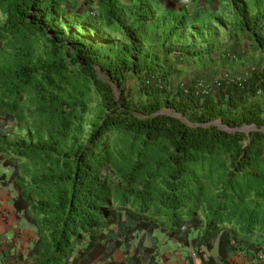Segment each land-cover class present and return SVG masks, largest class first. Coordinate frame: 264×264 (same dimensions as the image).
I'll use <instances>...</instances> for the list:
<instances>
[{
    "label": "trees",
    "instance_id": "1",
    "mask_svg": "<svg viewBox=\"0 0 264 264\" xmlns=\"http://www.w3.org/2000/svg\"><path fill=\"white\" fill-rule=\"evenodd\" d=\"M96 1L117 15L111 0ZM61 4L0 0V183L12 185L15 211L37 229L30 264H96L99 253L105 260L157 229L200 259L215 249L225 263L239 250L264 252V106L253 99L264 97V67L244 79L222 75L218 93L199 94L196 80L169 91L174 69L148 63L133 37L111 57L52 32ZM132 12L133 36L153 32L148 3ZM263 18L242 20L259 46ZM144 68L156 80L145 87L149 102L135 104L126 73ZM164 106L182 115L160 113ZM24 122L35 132L11 137Z\"/></svg>",
    "mask_w": 264,
    "mask_h": 264
},
{
    "label": "rangeland",
    "instance_id": "2",
    "mask_svg": "<svg viewBox=\"0 0 264 264\" xmlns=\"http://www.w3.org/2000/svg\"><path fill=\"white\" fill-rule=\"evenodd\" d=\"M111 1L116 7L117 15L109 17L96 0H62L57 13L59 20L51 31L65 35L75 34L89 39L102 48V55L108 54L111 57H114L116 52L133 37L143 51L150 53V60H146L148 63L157 66L162 72L174 69L166 87L169 91L179 86L187 88L196 80L199 94L206 93L207 89H213L214 93H218L217 80L224 73L220 72L223 65L228 64L232 67L231 77L244 79L250 77L261 59L257 51L260 50L259 45L252 43L253 35L242 20L250 19L255 15H264V0ZM143 3H148L151 10L150 18L147 19V31L153 32L133 36L131 31L139 27L140 22L139 14H134L132 11ZM4 22L5 17L0 11V25ZM180 25L182 28H178ZM263 30L264 18L254 28V31ZM156 31L163 32L156 34ZM169 31H177L173 39L167 38ZM170 47H186L195 53L171 51ZM262 48H264V41L260 51H264ZM139 59L142 60V58ZM147 73L146 68L139 73L134 71L126 73L128 93L135 104L149 102L151 92L146 95L145 87L151 83L154 84L156 78L150 83L145 78ZM253 99L264 106V97L257 95L253 96ZM159 112L174 116L182 115L165 106ZM217 118L216 123L221 124L220 117ZM247 127L250 126H246L245 130L251 129ZM31 132H35L32 123L24 122L17 124L14 132L9 135L18 138ZM0 166H3L2 163ZM8 186L12 188V185ZM136 237L130 245L112 250L105 260H101L103 253H99L97 258L100 260L96 264H108L111 261L110 258L118 257V255H120L119 261L154 264L157 255L163 252L164 241L170 238L161 229L147 233L140 232ZM139 243L147 249H138ZM135 252L137 256L133 258ZM209 252L205 254V258L208 257ZM26 261L29 264L28 258Z\"/></svg>",
    "mask_w": 264,
    "mask_h": 264
},
{
    "label": "crops",
    "instance_id": "3",
    "mask_svg": "<svg viewBox=\"0 0 264 264\" xmlns=\"http://www.w3.org/2000/svg\"><path fill=\"white\" fill-rule=\"evenodd\" d=\"M259 32L264 35V31ZM259 49L261 50V46ZM260 50L257 51L261 59L256 66L264 67V51ZM232 71V67L228 64L220 69L221 73L224 72V76H230ZM6 170L0 166V175ZM10 190L11 188L0 184V264H27L28 252L38 239L37 229L17 214L13 201L15 195ZM162 250L163 252L155 259L158 264H189L194 260H198L197 264H209L207 258L197 257L196 249L182 245L176 238H168L164 241ZM209 256L214 259L212 264H264L255 261L257 255L243 250L232 253L227 258V263L219 259L217 249L210 251ZM119 257L120 255L110 260L119 263L121 262ZM28 259L30 264L32 258Z\"/></svg>",
    "mask_w": 264,
    "mask_h": 264
},
{
    "label": "built area",
    "instance_id": "4",
    "mask_svg": "<svg viewBox=\"0 0 264 264\" xmlns=\"http://www.w3.org/2000/svg\"><path fill=\"white\" fill-rule=\"evenodd\" d=\"M240 79V78H238ZM211 89H207L206 93H208ZM256 262H260V263H264V252H261L259 254H257L256 258H255ZM190 264V263H189Z\"/></svg>",
    "mask_w": 264,
    "mask_h": 264
},
{
    "label": "water",
    "instance_id": "5",
    "mask_svg": "<svg viewBox=\"0 0 264 264\" xmlns=\"http://www.w3.org/2000/svg\"><path fill=\"white\" fill-rule=\"evenodd\" d=\"M176 116H178V117H180V115H176ZM225 128L226 129H229L227 126H225ZM250 128H252L251 126L250 127H247V129H250ZM246 129V128H245Z\"/></svg>",
    "mask_w": 264,
    "mask_h": 264
}]
</instances>
